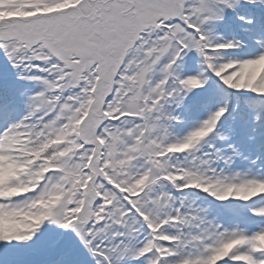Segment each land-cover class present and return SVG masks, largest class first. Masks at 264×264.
I'll return each mask as SVG.
<instances>
[{"label":"snow or ice","instance_id":"snow-or-ice-1","mask_svg":"<svg viewBox=\"0 0 264 264\" xmlns=\"http://www.w3.org/2000/svg\"><path fill=\"white\" fill-rule=\"evenodd\" d=\"M0 264H264V0H0Z\"/></svg>","mask_w":264,"mask_h":264}]
</instances>
